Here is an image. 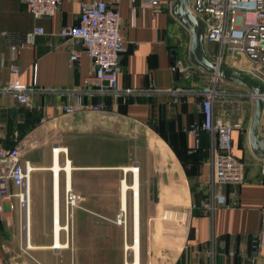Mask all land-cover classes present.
<instances>
[{
    "label": "crops",
    "instance_id": "0c3cea01",
    "mask_svg": "<svg viewBox=\"0 0 264 264\" xmlns=\"http://www.w3.org/2000/svg\"><path fill=\"white\" fill-rule=\"evenodd\" d=\"M82 1L97 0H64L55 16L35 19L21 0H0V148H18L34 169L28 237L25 212L11 198L1 215L0 264L14 231L21 243L32 245L39 264H56L47 251L56 243L57 213L60 227L69 232L67 188L79 202L71 215V259L77 252L112 253L122 264H134L136 252L127 247L139 239V264H264L257 239L264 224V158L249 143L254 104L249 109L234 95L218 92L220 79L215 82L210 74L178 68V62L186 67L191 62L189 33L171 13L176 0H160L159 12L142 9L136 0L134 15L130 0H120L118 86L136 94L95 92L85 84L94 75L92 59L59 35L77 24ZM36 28L43 34L28 43L26 34ZM205 49L213 60L218 46ZM71 51L78 53L73 64ZM236 65L227 60L224 67ZM16 79L29 89L26 104L4 92ZM179 89L187 94L175 95ZM209 89L217 92L214 118L240 125L232 134V154L244 166L240 185L214 183L211 136L199 131L196 142L190 132L203 120L198 91ZM249 95L240 94L251 101ZM78 98L102 109L63 114L60 107ZM259 133L264 137V111ZM57 164L62 190L56 188ZM122 209L125 226L115 223ZM59 240L66 248L53 252L69 248L70 239L62 233L61 242V232ZM62 253V264H70L69 254Z\"/></svg>",
    "mask_w": 264,
    "mask_h": 264
},
{
    "label": "built area",
    "instance_id": "2783aa9c",
    "mask_svg": "<svg viewBox=\"0 0 264 264\" xmlns=\"http://www.w3.org/2000/svg\"><path fill=\"white\" fill-rule=\"evenodd\" d=\"M26 11L35 19L51 18L56 15L64 0H21ZM132 15L136 0H130ZM120 0L82 1L80 3L79 18L76 25L63 27L59 35L71 40L74 45H80L84 53L94 63V75L85 81L99 94L113 96L135 95L132 90H120L118 76L120 74L119 59L123 51V37L120 32ZM174 6V5H173ZM142 9L161 10L160 0H141ZM191 13L203 23L205 27L203 42L205 47L217 45V55L212 60L224 67L227 60L239 65L242 60L250 64L249 73L253 80L264 88V0H192L189 5ZM43 30L36 28L26 34V41L32 43L36 36L42 35ZM189 45H187V49ZM12 54L17 52L11 47ZM78 59V53L71 51L70 64ZM188 60V59H187ZM189 61V60H188ZM178 68L184 72L194 68L192 63L187 67L178 62ZM14 73L18 70L13 68ZM4 92L12 94L19 103L28 102L29 89L18 79L9 84ZM190 92V91H189ZM175 95L187 94V90L179 89ZM202 100L200 112L202 124L199 129L191 127L190 132L198 142L199 131L211 136L213 145V181L216 185H240L244 180V166L232 154L233 130L240 125H229L214 118L213 107L217 96L215 90L198 91ZM101 106L83 104L80 98L74 103L60 107L63 114H74L82 111L96 112ZM34 171L27 160H23L18 148H0V222L4 204L11 198L18 200L19 206L25 212L24 231L29 233V205L30 180ZM261 174L264 176V160ZM16 188V193L12 192ZM77 204V196L66 189L65 209L67 216ZM10 208H12L10 206ZM124 209L116 217L115 223L126 225ZM1 230V223H0ZM258 239V245L264 246V224ZM28 243V240L26 242Z\"/></svg>",
    "mask_w": 264,
    "mask_h": 264
},
{
    "label": "water",
    "instance_id": "95a60500",
    "mask_svg": "<svg viewBox=\"0 0 264 264\" xmlns=\"http://www.w3.org/2000/svg\"><path fill=\"white\" fill-rule=\"evenodd\" d=\"M191 1L176 0L171 12L172 16L189 33V60L199 71L212 75L215 82L221 79L240 85L250 91L249 97L254 101V108L249 128V143L254 153L264 158V137L259 133L264 110V88L252 78L225 68L208 58L203 42L205 27L189 10ZM260 45H264V41H261Z\"/></svg>",
    "mask_w": 264,
    "mask_h": 264
},
{
    "label": "rangeland",
    "instance_id": "374dc122",
    "mask_svg": "<svg viewBox=\"0 0 264 264\" xmlns=\"http://www.w3.org/2000/svg\"><path fill=\"white\" fill-rule=\"evenodd\" d=\"M249 68H250V64L248 62H246L245 60H242L239 65H236V67H229L228 69L230 70H234L237 71L239 73H242L250 78H252V76L249 73ZM253 79V78H252ZM216 89L218 92H224L226 91L227 93H230L231 95H234L235 97H237V100L239 102H244L243 107L247 106L250 108L253 107V100L251 99V101H246L244 97L240 96V94H250V91H248L246 88L237 85V84H233V83H229V82H225L223 80H219L216 83ZM247 102V103H245ZM219 104V103H218ZM242 108V107H241ZM264 111V110H263ZM57 140V136L55 137ZM57 142V141H56ZM62 162V160H61ZM62 174V173H61ZM60 189L62 190V175L60 176ZM74 193V192H73ZM62 200V197H61ZM78 198H77V204L78 205ZM75 209V207L73 208V210ZM73 210H69V214L67 216L66 213V209L64 211V216H65V220L66 218H70V224H69V232L66 231H61V242H62V233L63 236L65 238H69V248L67 250H63L61 252H53V250H48L47 252H49V254L51 255V257L54 258V260L56 261V264H62L63 262V253L65 252L67 253V255L69 254L70 257V264H122L121 259H117V257H115V254H95L92 255L91 253H82V252H77V254L75 255V260L71 259L72 257V250H73V245H72V225H71V215ZM61 225H62V209H61ZM44 234L48 235V237H51V231H44ZM13 236L9 237V243L6 245V256H5V264H39L36 261V258L34 257V254L32 253V251L28 248L29 245L27 243L23 244L20 242L19 239V235L16 233V231H14ZM49 245V244H48ZM37 258L39 259V261L41 263H43L45 261V259H43L40 256H37ZM69 264V262H68Z\"/></svg>",
    "mask_w": 264,
    "mask_h": 264
},
{
    "label": "bare ground",
    "instance_id": "6f19581e",
    "mask_svg": "<svg viewBox=\"0 0 264 264\" xmlns=\"http://www.w3.org/2000/svg\"><path fill=\"white\" fill-rule=\"evenodd\" d=\"M57 149L55 148L54 151H56ZM57 159H58V153H57ZM58 163V161H57ZM59 171H60V168L58 166V164L56 165V167L54 168V172H55V176H56V188L58 189L59 188ZM132 171H136V169H133ZM125 188H126V185H125ZM68 189H71V188H68ZM136 190H137V186H136ZM59 213H57L56 215V243L53 245V247H51L53 250H59V249H64L66 248V246H63L61 243H60V240H59V237H60V232L63 231V228L60 227L59 225ZM138 236V235H137ZM29 245V249L30 248H33L31 244H28ZM127 249H131V250H134L136 252V255H137V260L136 262H134V264H139L140 261H139V239H137V242H136V245L133 247V248H130V247H127Z\"/></svg>",
    "mask_w": 264,
    "mask_h": 264
}]
</instances>
